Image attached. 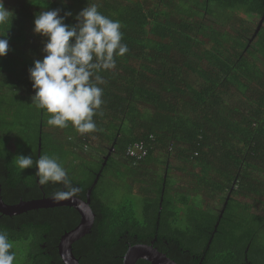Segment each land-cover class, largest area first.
<instances>
[{"label": "trees", "instance_id": "1", "mask_svg": "<svg viewBox=\"0 0 264 264\" xmlns=\"http://www.w3.org/2000/svg\"><path fill=\"white\" fill-rule=\"evenodd\" d=\"M93 3L120 21L129 51L114 69L98 73L104 80L103 114L94 116L100 130L82 135L71 124H47L49 114L31 103L28 70L44 56L46 37L33 32L35 15L59 8L60 15L72 13L64 22L75 24L77 13ZM4 5L14 13L10 25L0 26L9 41L0 57L4 202L64 190L58 183L41 185L35 168L21 171L15 164L16 155H55L79 188L76 196L86 199L97 179L90 196L93 227L73 243L80 264H122L130 245L151 241L179 264H264V179L251 175L252 169L264 172L257 165L264 166V0ZM141 140L148 154L127 155ZM106 180L127 195L113 202L115 196L102 193ZM79 220L69 206L0 212V231L14 242V264H64L60 237Z\"/></svg>", "mask_w": 264, "mask_h": 264}, {"label": "clouds", "instance_id": "2", "mask_svg": "<svg viewBox=\"0 0 264 264\" xmlns=\"http://www.w3.org/2000/svg\"><path fill=\"white\" fill-rule=\"evenodd\" d=\"M60 12L59 8L43 10L33 21V32L46 40L43 58L35 60L28 70L34 89L31 103L49 114L50 126L63 129L71 124L82 135L97 132L100 129L94 116L103 114L99 110L104 103L103 88L99 86L104 80L98 73L114 69L116 58L128 53L129 48L122 42L120 21L104 15L97 4H87L77 13L75 24L64 22L72 15L70 11L63 15ZM13 16L0 0V26L10 25ZM8 51L6 34L0 35V57ZM15 164L21 171L35 168L41 185L62 184L64 190L53 193L55 201L73 199L79 192L55 155L43 154L35 160L31 154L16 155ZM13 247L8 233L0 231V264H14Z\"/></svg>", "mask_w": 264, "mask_h": 264}, {"label": "water", "instance_id": "3", "mask_svg": "<svg viewBox=\"0 0 264 264\" xmlns=\"http://www.w3.org/2000/svg\"><path fill=\"white\" fill-rule=\"evenodd\" d=\"M96 181L97 179L88 189L86 193V199H82L76 196L73 199L55 201L53 200L52 196H46L44 194L40 198H35L27 201L20 200L15 204H8L4 202L1 195L0 182V212L2 214L12 216L38 208L59 206L73 207L79 213L80 220L74 228L66 231L60 237L58 243V252L64 264H80L79 258H77L73 253V243L79 240L84 235L90 233L93 227L95 214L90 206V196ZM139 259H145L152 264H179L175 260L168 257L166 253L158 250V248L154 246V241H151L150 244L137 243L130 245L123 256L122 264H136Z\"/></svg>", "mask_w": 264, "mask_h": 264}, {"label": "rangeland", "instance_id": "4", "mask_svg": "<svg viewBox=\"0 0 264 264\" xmlns=\"http://www.w3.org/2000/svg\"><path fill=\"white\" fill-rule=\"evenodd\" d=\"M13 146L14 145L11 144L10 148H12ZM257 165L264 168V166L261 165V164H257ZM251 175H252V177H261L262 179H264V172H261V171H259L257 169H252L251 170ZM106 181H109V180H106ZM126 183H127V181L125 180V181H123L122 185L125 186ZM177 184H179V186H183L184 185V183L182 181H179V182L177 181ZM262 185L264 186V183ZM118 187H119L118 183H116V182L111 180V181L107 182L106 184H104L102 193H105L106 195H108L107 197L110 198V199H111L112 196H115L117 198V200L113 201V202L116 203L118 201H121L127 195L125 193V191H123V190H121L122 192H118V190H117ZM263 189H264V187H263ZM260 199L261 200H259V202L262 203V201H264V195L261 196ZM257 205H259V207L263 209V204L257 203Z\"/></svg>", "mask_w": 264, "mask_h": 264}, {"label": "built area", "instance_id": "5", "mask_svg": "<svg viewBox=\"0 0 264 264\" xmlns=\"http://www.w3.org/2000/svg\"><path fill=\"white\" fill-rule=\"evenodd\" d=\"M148 152V148L144 141H138L128 146L127 154L140 159L144 157Z\"/></svg>", "mask_w": 264, "mask_h": 264}]
</instances>
